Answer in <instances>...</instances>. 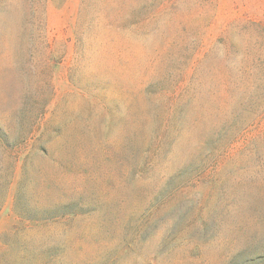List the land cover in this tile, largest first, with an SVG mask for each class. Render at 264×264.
Segmentation results:
<instances>
[{
  "label": "rangeland",
  "instance_id": "rangeland-1",
  "mask_svg": "<svg viewBox=\"0 0 264 264\" xmlns=\"http://www.w3.org/2000/svg\"><path fill=\"white\" fill-rule=\"evenodd\" d=\"M0 264H264V0H0Z\"/></svg>",
  "mask_w": 264,
  "mask_h": 264
}]
</instances>
